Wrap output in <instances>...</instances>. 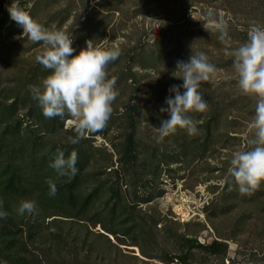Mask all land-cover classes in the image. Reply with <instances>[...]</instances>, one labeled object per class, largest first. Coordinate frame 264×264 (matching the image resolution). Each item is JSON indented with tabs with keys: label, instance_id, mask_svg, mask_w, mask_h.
Returning <instances> with one entry per match:
<instances>
[{
	"label": "trees",
	"instance_id": "obj_1",
	"mask_svg": "<svg viewBox=\"0 0 264 264\" xmlns=\"http://www.w3.org/2000/svg\"><path fill=\"white\" fill-rule=\"evenodd\" d=\"M12 3L9 0L1 9L0 34L12 22L16 23L7 11ZM17 3L27 10L28 0ZM42 25L48 28L50 24ZM15 34L18 33H11ZM136 79L137 73L129 68L126 80L135 85ZM133 94L123 114L115 111L108 122L107 126L118 120L127 124L124 139L113 145L111 153L106 147H95L90 137H84L76 145L66 143V137L73 134L64 129L69 118H45L31 93H21L16 88L0 91V200L3 210L9 213L6 219H0V264H132L126 260L129 255L122 246L136 247L143 258L134 256L138 261L189 264L188 254H174L160 243L158 232L169 234L171 227L164 225L159 230L163 223L160 214L152 207L144 209L141 205L152 203L162 194L156 192L154 184L164 168L181 162L184 157L203 153L211 145L217 146L222 136L237 139L220 132L231 98L220 96L209 101L205 112L189 114L201 129L200 137H190L178 129L166 138L172 145L154 148L151 153L141 149L139 127L146 121L158 128L161 120L169 118L167 113L160 112L162 107H167L165 100L169 93H160L162 100L142 117ZM22 110L33 118V123L26 122ZM58 150L65 157L72 151L77 153L75 176L56 178L49 164ZM48 178L56 183L55 196L48 194L50 189L45 183ZM21 200L34 201V212L18 215L16 208ZM216 200L208 207L213 218L232 215L241 206L242 213L231 223L229 234L219 231L210 219L218 239L207 245L190 232L179 236V244L186 252L201 249L209 255L226 258L229 253L226 240H237L236 232H245L254 216L257 221L251 225L264 232V184L251 195H240L230 182ZM91 227H100L103 232H93Z\"/></svg>",
	"mask_w": 264,
	"mask_h": 264
},
{
	"label": "rangeland",
	"instance_id": "obj_2",
	"mask_svg": "<svg viewBox=\"0 0 264 264\" xmlns=\"http://www.w3.org/2000/svg\"><path fill=\"white\" fill-rule=\"evenodd\" d=\"M8 1L0 0V15ZM28 2L25 9L34 20L40 24L49 23V29L54 25L73 39L72 47L78 48L73 55H78L80 50L86 48L88 40H93L94 45L120 49L121 55L107 69L109 78L115 77V89L119 92L113 104V113L118 110L123 114L125 107L132 101L131 93H135L133 98L136 99L142 117L162 100L159 98L160 93H169L172 85H182L183 81L174 79L172 73L178 60L189 59L191 47L193 53L204 52L209 61L220 69L215 77L201 84L199 91L207 104L210 100L220 99V96L231 98L225 115L227 119L220 125V132L222 135L236 136L237 139L222 136L218 138L217 146L211 145L203 153L188 159L184 157L181 162L164 168L154 184L156 192L162 194L152 203L142 204L141 207L156 209L163 221L159 230L164 225L172 229L169 234L158 232L160 243L174 254H188L189 264H264V232L251 225L257 221L255 216L245 232H236L237 240H226L229 253L224 259L209 255L201 249L186 252V248L183 249L178 240L179 236L190 232L202 244L207 245L218 239L210 219L219 231L229 234L231 223L242 213L241 206L232 215L216 219L210 214L211 209L208 210V207L212 202L216 203L217 197L223 192L226 184L221 181L227 173L232 153L248 147L247 123L255 109L254 100L241 95L238 90L232 58L226 55L225 48H235L245 42L250 23L255 21L264 24V0ZM221 17L228 21L230 45L222 44L218 39L219 31L213 21L218 22ZM22 32V28L12 22L0 34V91L16 88L21 93H31L29 86H39L50 74L49 69L36 61L42 45L23 37V34H19ZM151 55L153 58L150 59ZM129 68L137 73L135 85L131 80H126ZM25 112L27 111H21L26 122L33 123V118L26 116ZM126 127L124 120H118L107 126L102 134L92 136L93 133H89L85 137L93 138L95 147H106L113 153V145L124 139ZM139 128L141 149L152 153L154 148L165 149L169 144L172 145L166 138L162 143H157L156 128L149 122L142 121ZM64 129L74 131V125L69 119L65 121ZM200 136L201 129L198 128L195 137ZM116 159L115 156L114 161ZM91 230L103 232L100 227H91ZM109 238L113 239L112 236ZM112 242L115 243L114 240ZM121 248L129 255L126 260L132 264H164L149 259H145L149 262L138 261L134 256L143 258L136 247Z\"/></svg>",
	"mask_w": 264,
	"mask_h": 264
},
{
	"label": "clouds",
	"instance_id": "obj_3",
	"mask_svg": "<svg viewBox=\"0 0 264 264\" xmlns=\"http://www.w3.org/2000/svg\"><path fill=\"white\" fill-rule=\"evenodd\" d=\"M7 11L10 19L22 28L23 37L42 45L36 61L49 69L50 74L39 86L30 85L29 88L43 116L49 119L69 118L74 131L66 137V143L71 145L79 144L89 133L102 132L111 119L113 104L119 95L115 89L116 79L109 78L107 69L121 55L120 49L94 45L93 40H88L86 48L73 55V39L54 25L49 29L34 20L17 0H13ZM213 23L219 31V41L230 45L228 21L221 17ZM225 53L232 58L240 94L254 100L255 109L247 123L248 147L232 153L221 183L232 182L240 195H251L264 184V24L250 23L247 40L235 48L226 47ZM219 71L204 52L193 53L192 47L187 61L176 62L172 77L183 83L172 85L168 90L167 107H162L160 112L167 113L169 118L161 120L160 126L155 129L157 143H162L178 129L186 131L189 136L198 134L197 122L189 114L207 110V101L199 89L202 83L208 82ZM77 158L75 151L65 157V153L58 150L49 167L55 171L57 179L75 176ZM45 183L50 189L48 194L55 196V181L48 178ZM35 208L34 201L21 200L16 212L23 216L26 212L33 213ZM8 215L3 210V200H0V219H6Z\"/></svg>",
	"mask_w": 264,
	"mask_h": 264
}]
</instances>
